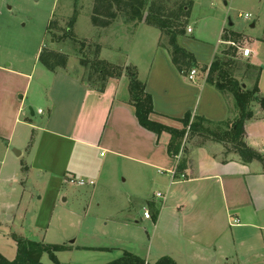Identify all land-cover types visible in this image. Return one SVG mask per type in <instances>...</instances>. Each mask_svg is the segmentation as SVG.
I'll return each instance as SVG.
<instances>
[{
  "label": "crops",
  "instance_id": "crops-1",
  "mask_svg": "<svg viewBox=\"0 0 264 264\" xmlns=\"http://www.w3.org/2000/svg\"><path fill=\"white\" fill-rule=\"evenodd\" d=\"M257 10L258 15L250 24L251 30L256 31L255 36L242 33L246 38L245 48L252 52L244 59L255 74L253 83H257L264 96V0L257 1ZM226 30L222 28V33ZM229 31L241 33L234 29ZM158 41L159 36L157 48ZM194 41L192 45L201 42ZM41 50L35 53L36 60ZM217 50L204 58L192 53L198 63L209 66ZM112 55V47L103 45L102 59L122 67L128 64L137 67L139 79L152 96V121L182 129L178 120L187 112L215 122L230 119L225 95L206 84L205 76L198 72L193 80L188 78L190 72L180 73L165 49L158 48L143 76L139 65L130 57L119 64L113 61ZM72 68L46 71L48 74L40 72L32 95L34 66L29 69L21 60L0 66V141L7 147L26 149L25 172L62 173L68 182L84 180L82 178L95 168L93 156L101 160L100 167L108 161L116 168L126 163L128 172L137 177L141 171L154 170L170 180V185L181 186L180 192L174 193L177 212L171 217L170 232L184 241L183 244L193 247L202 256L207 252L219 253L229 264L250 259L264 249L262 162L245 163L230 145L210 141L201 144V138L194 137L185 141L187 153L179 155L188 161L186 176L174 179L176 160L167 151L169 136L158 137L139 124L135 108L130 104L128 78L125 75L110 78L104 91L98 92L82 83V70ZM256 107L254 117L249 120L260 123L263 132L256 135L245 126L244 139L262 154L264 145L259 144L264 142V110L259 105ZM261 137L262 142L258 144L256 140ZM195 139L200 141L194 142ZM19 152L22 155V151ZM156 194L147 201L149 208H155V197H163L166 202L167 196L160 193L161 197H157ZM162 218L159 210L155 222Z\"/></svg>",
  "mask_w": 264,
  "mask_h": 264
},
{
  "label": "rangeland",
  "instance_id": "rangeland-1",
  "mask_svg": "<svg viewBox=\"0 0 264 264\" xmlns=\"http://www.w3.org/2000/svg\"><path fill=\"white\" fill-rule=\"evenodd\" d=\"M183 1L192 5L185 35L178 41L202 58L214 49L219 48L214 57L227 50L229 43L220 42L224 27L227 32L234 29L250 37L256 34L250 24L258 15V0ZM176 2L169 0L167 5L172 8ZM93 4V0H0V66L20 60L29 69L34 66L30 92L33 95L40 72H51L36 60L35 53L39 48L67 55L66 68L71 66L74 67L72 70H82L81 78L86 72L81 60L87 58L92 62L97 46L100 47V59L103 45L112 47L113 61L123 64L124 59L130 57L135 65H139L142 76L147 73L148 63L158 48L164 49L159 46L160 42L167 46L165 50L168 52V38L161 37L158 29H149L145 24L135 27L120 17L107 28L94 27L91 21ZM75 13L78 16L73 25L72 39L63 38ZM246 14L250 15L248 19L244 17ZM229 21L234 26H229ZM245 39L244 36L240 48L246 47ZM194 40L201 42L192 45L196 42ZM238 51L231 72L247 89H252L255 74L248 66V60L242 57L241 50ZM205 66L197 62L195 69L201 76H205ZM225 97L230 106V118H234L238 114L234 98L230 93ZM256 106L251 105L254 112ZM41 108L44 110L45 107ZM245 126L256 135L263 132L257 122L246 120ZM256 141L259 144L262 137ZM259 145L263 146L264 142ZM15 150L22 151V155L17 156ZM26 161L25 148L7 147L0 141V253L7 259L12 260L16 256L15 236L63 246L56 252V258L62 264H108L119 259L125 251L149 264H155L163 257L171 258L176 264H229L221 254L207 252L202 256L171 235V217L177 212L174 193L180 192L181 186L170 185V180L156 171H141L137 177L128 172L126 163L116 168L108 161L100 167L101 160L93 156L92 166L95 168L82 178L90 179L93 184L77 186L65 181L62 173L25 172L23 166ZM157 192L167 196L166 202L163 197H155V208H149L147 201ZM145 209L150 214L149 219L144 218ZM155 210L163 213L158 223L152 217ZM41 264H53L47 253L43 254ZM235 264H264V249Z\"/></svg>",
  "mask_w": 264,
  "mask_h": 264
},
{
  "label": "trees",
  "instance_id": "trees-1",
  "mask_svg": "<svg viewBox=\"0 0 264 264\" xmlns=\"http://www.w3.org/2000/svg\"><path fill=\"white\" fill-rule=\"evenodd\" d=\"M91 21L96 28H107L116 19H124L126 24H145L158 29L162 36L168 38V52L174 67L183 75L197 67L194 54L183 47L178 38L185 35V27L191 13V3L177 0L170 8L169 0H93ZM78 14L75 13L65 31L63 38L72 39L73 25ZM50 33V26L47 27ZM53 40H56L53 36ZM59 40V39H58ZM244 35L238 32H223L221 41L229 43L228 48L219 56H215L209 66L203 68L205 82L216 89L220 94H232L238 114L234 118L224 121H211L203 116H192L187 112L178 121L182 129L173 128L159 122L152 121L150 114L154 113L152 96L146 91V84L138 77L137 67L128 65L121 67L99 58L100 47H96L95 59L90 62L87 58L81 63L86 67L85 76L81 78L88 88L103 92L110 78L119 79L122 76L128 78V89L130 93V104L135 108V114L139 124L146 130L161 137L163 134L169 136L167 151L170 157L176 160L173 178L185 177L188 167L186 158H179L180 154L187 153L184 141L194 137L201 138V144L207 141L231 145L240 159L245 162L258 160L264 164V157L249 147L245 142V121L254 116L252 104L259 105L264 110V96L260 94L257 83L252 89L243 88L232 74L231 69L236 64L240 44ZM82 43V42H81ZM85 44L82 43V45ZM159 46L166 49L162 42ZM38 61L51 72L65 70L68 57L65 54L42 49ZM249 66V64H248ZM251 69V66H249ZM204 77V76H203ZM159 210L153 212L154 220H157ZM17 253L14 259L9 260L0 253V264H41L43 254L47 253L53 264H62L56 258V252L63 246L51 245L34 241L27 238L14 236ZM108 264H149L141 257L125 251L117 260ZM155 264H176L171 258L163 257Z\"/></svg>",
  "mask_w": 264,
  "mask_h": 264
},
{
  "label": "built area",
  "instance_id": "built-area-1",
  "mask_svg": "<svg viewBox=\"0 0 264 264\" xmlns=\"http://www.w3.org/2000/svg\"><path fill=\"white\" fill-rule=\"evenodd\" d=\"M239 17L242 18L243 16L239 15ZM244 17L246 19H248L250 17V15L246 14ZM188 31L190 33L192 32L191 29H188ZM239 50H241V55H242L243 58H248L251 55V53H252L249 48H240ZM196 74H197V70L194 68V69H192L190 71V74H189L188 78L190 80H193L194 77L196 76ZM70 182L74 183L77 186H86V185H92L93 184V182L90 181V180L86 181V180H73V179H71ZM156 196L157 197H161V194L158 193V194H156ZM144 218L145 219H149L150 218V214H149V212L147 210H145V212H144Z\"/></svg>",
  "mask_w": 264,
  "mask_h": 264
},
{
  "label": "water",
  "instance_id": "water-1",
  "mask_svg": "<svg viewBox=\"0 0 264 264\" xmlns=\"http://www.w3.org/2000/svg\"><path fill=\"white\" fill-rule=\"evenodd\" d=\"M229 26H231V27L233 26V23L231 21H229ZM242 86H243V88L246 87L245 84H243ZM15 153L17 154V156L20 155V152L19 151H16L15 150Z\"/></svg>",
  "mask_w": 264,
  "mask_h": 264
}]
</instances>
